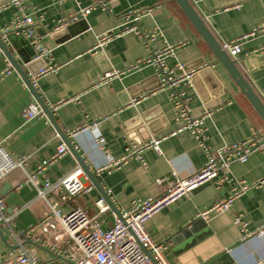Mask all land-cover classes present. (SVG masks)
Instances as JSON below:
<instances>
[{
	"label": "crops",
	"instance_id": "obj_1",
	"mask_svg": "<svg viewBox=\"0 0 264 264\" xmlns=\"http://www.w3.org/2000/svg\"><path fill=\"white\" fill-rule=\"evenodd\" d=\"M10 1L0 0V6L9 4L0 9V33L7 50L28 77L40 67L41 63L30 61L33 49L26 37L2 33L16 16H31L34 21L31 27L40 42L51 50V60L59 66L32 84L118 212L131 210L136 200L158 196L175 177L192 174L206 161L205 150L191 131L183 129L168 135L177 126L173 90L161 86L155 66L146 62L131 68L155 50L176 45L165 58L171 69L181 64L195 65L193 70L197 72L210 66L198 73L190 85L182 84L179 91L188 98L193 116L210 111L202 127L205 143L211 150L253 136L258 140L256 144L264 142L260 115L173 0H24L18 6ZM192 2L211 19L209 27L219 43L247 36L240 40L241 51L236 61L264 104V0ZM87 7L91 8L88 14H78L75 21L60 24ZM135 8L145 12L136 22L137 29L140 32L157 29L154 40L144 41L139 34L128 31L112 38L102 49L93 47L98 35L122 31L131 25L125 15ZM201 59L205 63L196 67ZM112 70L122 73L96 83L104 72ZM73 96L77 97L75 101L54 107ZM32 101H35L32 92L0 48V142L8 153L25 158L23 168L12 169L0 181V195L6 213H14L18 236L25 245L34 248L41 263L52 264L59 260L21 234L38 220L45 208L37 198L36 188L25 180L29 172H36L43 161L56 153L57 146L65 142L45 114L24 121L21 111ZM165 135L159 144L160 152L148 148L142 153V160L131 157L114 168L102 170L125 156L131 144ZM77 165L75 155L67 149L46 170L36 173L35 183L41 186L46 179L61 178ZM222 176L220 173L218 178ZM224 177L218 183L213 180L201 185L145 223L148 235L164 245V257L170 264H264V184L247 189L230 209L212 215L209 220L199 217L204 208L230 195L242 181L251 183L264 178V149L254 150L245 162L231 163ZM86 179L92 185L90 192L65 202L61 208L68 211L73 206H82L108 228L116 213L100 190L87 176ZM98 198L108 205L107 211L99 213L95 205ZM6 237V228L0 223V259L7 257L12 245Z\"/></svg>",
	"mask_w": 264,
	"mask_h": 264
},
{
	"label": "built area",
	"instance_id": "obj_2",
	"mask_svg": "<svg viewBox=\"0 0 264 264\" xmlns=\"http://www.w3.org/2000/svg\"><path fill=\"white\" fill-rule=\"evenodd\" d=\"M23 1L11 0L10 3L18 6ZM8 5L3 4L0 9L6 8ZM90 10V7L80 8L76 15L69 17L68 20H62L60 24L71 23L78 18V14L84 16ZM144 13V10L139 8L128 10L125 19L126 22H132V24L125 27L122 31L98 35L93 47L102 49V46L111 41L112 38L128 33V31H134L139 34L144 41L154 40L158 35L157 29L145 32H140L137 29L136 22ZM33 24L34 21L31 16L18 15L2 31L3 35L16 33L24 38L26 37L34 50L30 61L39 62L41 65L29 77L31 83L39 80L44 75L55 72L59 67L51 60V50L40 42L39 37L31 27ZM246 37L244 36L241 39ZM241 39L221 41L220 44L231 58H236L241 51ZM175 47L176 45H166L162 49L155 50L146 59L133 64L131 68H137L146 62L153 64L158 71L161 86H167L173 90L171 97L177 126L168 135H174L183 129L191 131L198 145L205 150L206 161L204 166L188 176L175 177L158 196L145 200H136L131 210L121 213V218L116 215L111 226L105 228L100 219L90 215L88 210L82 206H73L68 211H63L61 208V205L65 202H72L76 197L81 196V194H88L92 189V185L87 182L84 171L79 165L61 178L53 181L46 179L41 186L36 185V173L46 170L47 166L67 152L66 144H60L56 148V153L51 158L43 161L37 167L36 172H29L26 175L25 183L30 182L36 188L37 198L43 201L45 208L34 224L21 231L24 238L31 239L33 243L47 250L53 258L59 260V262L52 264H170L164 257V245L156 242L148 235L145 223L153 215L179 199L190 195L201 185L213 180H216L217 183L220 182L225 178L224 174L231 163L235 161L245 162L254 150L264 149V142L256 144L258 140L255 136L232 144H223L216 150H211L206 145L202 124L204 117L209 115L210 111L205 110L204 114L199 117L193 116L190 113L188 98L184 96L182 91H179V87L182 84L190 85L192 83L191 76L195 71L193 69H184V64L177 65L176 69H171L165 63V58L173 53ZM121 73L117 70L106 71L96 80V83L108 81ZM76 98V96H73L62 99L54 107L66 101H75ZM42 115L44 113L37 101H32L21 111V117L26 123ZM165 137L166 135L153 137L146 143L131 144L126 149L127 153L125 156L119 160H114L107 167H102V170L110 167L114 168L120 162L131 157L142 160V153L148 148L160 152L159 144ZM24 162L25 158L15 157L8 153L0 142V181L12 169L23 168ZM220 173L223 175L222 178H218ZM262 184H264V178L253 180L251 183L242 181L239 187H235L230 195L220 198L219 201L204 208L199 213V217L209 220L212 215L230 209L236 199L247 189ZM95 202L99 213L108 210V205L102 198H98ZM13 219L14 213H6V205H4L3 198L0 195V223L5 226L7 231L6 238L12 244L6 253L7 257L0 259V264H43L35 255L34 248L25 245L23 239L18 236L14 229ZM237 220L240 221L239 217Z\"/></svg>",
	"mask_w": 264,
	"mask_h": 264
},
{
	"label": "water",
	"instance_id": "obj_3",
	"mask_svg": "<svg viewBox=\"0 0 264 264\" xmlns=\"http://www.w3.org/2000/svg\"><path fill=\"white\" fill-rule=\"evenodd\" d=\"M173 1L181 9V11L184 12V14L188 18L189 22L191 23V25L196 29V31H198L199 35L201 36V38L203 39L205 44L208 45L210 51L213 53L214 57L216 58V61H219L221 63V65L226 70L229 77L232 78V80H234V82L236 83V85L238 86V88L240 89L242 94L245 95V97L247 98L249 103H251V105L253 106L255 111L258 112L262 121L264 122V104H263L261 98L259 97V95L256 94L253 87L248 83L247 79L244 78L243 74L241 73L239 66L237 64V61H236V58H238L239 56H236V58H231L222 49L221 44L219 43L217 37L213 33V30L211 29V27H209V22L211 21V19L207 18L208 15H204L202 13V11L199 10L197 5H195L192 2V0H173ZM0 48H1V50H3L4 54L6 55L8 61H9V63L11 64V66L15 67V69L18 71V73L20 74L24 84H26L28 86V88L30 89V91L32 92L35 101L38 102L43 113L47 116V118L50 119L51 123L53 124V126L57 130L58 134H60L61 137L63 138V140L67 146V149L75 155L79 167L82 168V170L84 171L85 175L90 180V182L94 186H96L97 189L100 190L104 200L109 204V207L112 210H114V212L116 213V215L118 217L121 218V213L118 212V210H115L112 203L109 202L105 191L103 190L101 185H99V182L97 181L95 175L84 164L82 158L79 156L77 151H75V149H74L71 141L67 137V135L64 134L63 132H61V130L59 129L56 121L54 120V117H52L50 109L48 108L46 103L40 98L39 94L37 93V90L35 89L34 85L31 83L30 78L25 74L23 68L15 60V58L13 57L10 50H7L5 43L2 39L1 33H0ZM33 54H34V50H33ZM36 63H39V62H36ZM204 63H205L204 60L201 59V61L198 62L196 67L198 65L202 66ZM240 64L243 66L242 62ZM194 67H195V65L194 66L186 65L184 67V69L190 70V69H194ZM209 69H210V66L207 65V66H203L202 68L198 69L199 71H197V72L195 71L191 76L192 83L194 82L193 78H195L198 73H200L203 70H209ZM143 121L147 122L148 119L143 118Z\"/></svg>",
	"mask_w": 264,
	"mask_h": 264
}]
</instances>
